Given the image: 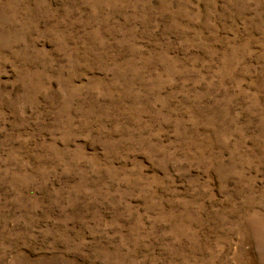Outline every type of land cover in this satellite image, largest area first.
<instances>
[{
  "label": "rangeland",
  "instance_id": "374dc122",
  "mask_svg": "<svg viewBox=\"0 0 264 264\" xmlns=\"http://www.w3.org/2000/svg\"><path fill=\"white\" fill-rule=\"evenodd\" d=\"M0 264H264V0H0Z\"/></svg>",
  "mask_w": 264,
  "mask_h": 264
}]
</instances>
